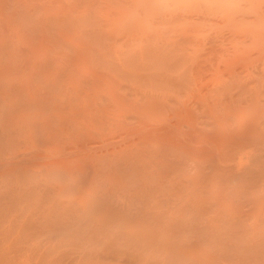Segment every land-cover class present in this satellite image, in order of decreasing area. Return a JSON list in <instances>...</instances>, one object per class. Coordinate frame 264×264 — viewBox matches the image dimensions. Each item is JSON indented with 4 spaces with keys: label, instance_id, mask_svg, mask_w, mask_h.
I'll return each instance as SVG.
<instances>
[{
    "label": "bare ground",
    "instance_id": "obj_1",
    "mask_svg": "<svg viewBox=\"0 0 264 264\" xmlns=\"http://www.w3.org/2000/svg\"><path fill=\"white\" fill-rule=\"evenodd\" d=\"M0 264H264V0H0Z\"/></svg>",
    "mask_w": 264,
    "mask_h": 264
}]
</instances>
